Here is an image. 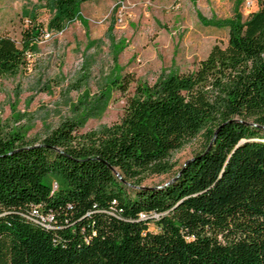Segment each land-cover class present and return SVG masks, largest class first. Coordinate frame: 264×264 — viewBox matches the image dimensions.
I'll list each match as a JSON object with an SVG mask.
<instances>
[{
  "label": "trees",
  "instance_id": "1",
  "mask_svg": "<svg viewBox=\"0 0 264 264\" xmlns=\"http://www.w3.org/2000/svg\"><path fill=\"white\" fill-rule=\"evenodd\" d=\"M84 1L50 0L46 29L60 33ZM257 2L223 24L225 45H213L194 70L136 83L119 121L88 144L72 143L68 121L36 144L0 140V264H264V0ZM42 35L31 22L18 44L0 35V76L22 68ZM207 124L203 148L167 182L140 186ZM31 208L51 213V224L34 221Z\"/></svg>",
  "mask_w": 264,
  "mask_h": 264
},
{
  "label": "rangeland",
  "instance_id": "2",
  "mask_svg": "<svg viewBox=\"0 0 264 264\" xmlns=\"http://www.w3.org/2000/svg\"><path fill=\"white\" fill-rule=\"evenodd\" d=\"M257 6V0H87L76 20L54 34L46 29L50 0H0V35L18 44L30 22L43 28L23 67L0 76V140L36 144L68 121L72 143L88 144L119 121L136 83L194 70L213 45H225L223 24ZM211 127L171 151L162 172L143 174L140 186L168 181L203 148ZM148 228L155 230L152 222Z\"/></svg>",
  "mask_w": 264,
  "mask_h": 264
},
{
  "label": "built area",
  "instance_id": "3",
  "mask_svg": "<svg viewBox=\"0 0 264 264\" xmlns=\"http://www.w3.org/2000/svg\"><path fill=\"white\" fill-rule=\"evenodd\" d=\"M54 186H55V184H53V187ZM30 215L33 216L34 221L42 224L43 226H49L51 224V221H52L51 213H48V212L42 213L35 208H31L30 209ZM139 216H140V218L146 217V215L144 213H140ZM149 216L152 219H156L158 215L155 212H152L149 214Z\"/></svg>",
  "mask_w": 264,
  "mask_h": 264
},
{
  "label": "water",
  "instance_id": "4",
  "mask_svg": "<svg viewBox=\"0 0 264 264\" xmlns=\"http://www.w3.org/2000/svg\"><path fill=\"white\" fill-rule=\"evenodd\" d=\"M213 134H214V133H213ZM186 161H187V159L182 163V165H183ZM182 165H181V166H182ZM166 182H167V181H166Z\"/></svg>",
  "mask_w": 264,
  "mask_h": 264
}]
</instances>
